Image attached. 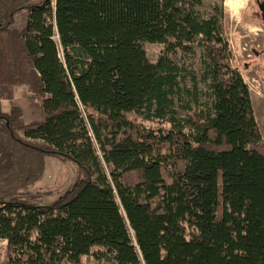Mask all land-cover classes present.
Here are the masks:
<instances>
[{
    "label": "trees",
    "instance_id": "trees-1",
    "mask_svg": "<svg viewBox=\"0 0 264 264\" xmlns=\"http://www.w3.org/2000/svg\"><path fill=\"white\" fill-rule=\"evenodd\" d=\"M32 1L0 0L4 264H264V142L218 15L202 0ZM144 44L163 46L155 63ZM20 85L43 122L1 111ZM46 157L81 177L39 205Z\"/></svg>",
    "mask_w": 264,
    "mask_h": 264
},
{
    "label": "rangeland",
    "instance_id": "rangeland-1",
    "mask_svg": "<svg viewBox=\"0 0 264 264\" xmlns=\"http://www.w3.org/2000/svg\"><path fill=\"white\" fill-rule=\"evenodd\" d=\"M41 0H33L37 4ZM204 10L209 14H217L220 19L223 35L229 45V63L237 69L249 88L252 108L257 122L264 133V25L256 5L257 0H202ZM263 1V0H258ZM217 9V10H216ZM23 19L22 16L18 17ZM143 49L150 63H155L163 50V46L144 44ZM61 57V53H60ZM187 65L193 63L192 56L183 57ZM204 85H199V103L204 108L209 107V99L202 93ZM182 102L176 103L178 118L187 117L182 105L191 98L180 96ZM13 107H20L23 120L27 124L40 123L44 120L41 99L37 94L29 92L26 86H16L13 97L1 102V111L9 113ZM166 127L167 124H161ZM160 124L151 125L157 130ZM264 135V134H263ZM263 142L264 139L262 138ZM77 166L70 161L46 157L42 179L29 189L34 196V202L39 205H49L57 201L80 179ZM136 175L130 176L135 182ZM130 235L132 233L130 232ZM5 252L0 242V254Z\"/></svg>",
    "mask_w": 264,
    "mask_h": 264
},
{
    "label": "built area",
    "instance_id": "built-area-1",
    "mask_svg": "<svg viewBox=\"0 0 264 264\" xmlns=\"http://www.w3.org/2000/svg\"><path fill=\"white\" fill-rule=\"evenodd\" d=\"M1 244L4 246L5 252L3 254H0V264H4L6 260V246H7V240L0 239Z\"/></svg>",
    "mask_w": 264,
    "mask_h": 264
},
{
    "label": "water",
    "instance_id": "water-1",
    "mask_svg": "<svg viewBox=\"0 0 264 264\" xmlns=\"http://www.w3.org/2000/svg\"><path fill=\"white\" fill-rule=\"evenodd\" d=\"M257 7L260 13L261 21L264 25V1L263 2H257Z\"/></svg>",
    "mask_w": 264,
    "mask_h": 264
},
{
    "label": "crops",
    "instance_id": "crops-1",
    "mask_svg": "<svg viewBox=\"0 0 264 264\" xmlns=\"http://www.w3.org/2000/svg\"><path fill=\"white\" fill-rule=\"evenodd\" d=\"M255 119H256V117H255ZM256 122H257V119H256ZM257 124H258V122H257ZM258 127H259V130H260V134H261L262 138L264 139V135H263L264 133L262 132V130H261L259 124H258Z\"/></svg>",
    "mask_w": 264,
    "mask_h": 264
},
{
    "label": "flooded vegetation",
    "instance_id": "flooded-vegetation-1",
    "mask_svg": "<svg viewBox=\"0 0 264 264\" xmlns=\"http://www.w3.org/2000/svg\"><path fill=\"white\" fill-rule=\"evenodd\" d=\"M263 1H264V0H263ZM263 1H258V0H257V1H256V5H257V2H263ZM257 8H258V7H257ZM260 19H261V18H260Z\"/></svg>",
    "mask_w": 264,
    "mask_h": 264
}]
</instances>
